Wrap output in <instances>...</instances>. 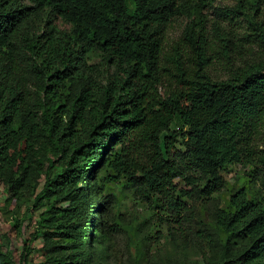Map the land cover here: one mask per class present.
<instances>
[{
  "label": "trees",
  "instance_id": "trees-1",
  "mask_svg": "<svg viewBox=\"0 0 264 264\" xmlns=\"http://www.w3.org/2000/svg\"><path fill=\"white\" fill-rule=\"evenodd\" d=\"M207 5L0 0V185L6 200L29 196L33 207L45 206L18 264L29 263L37 239L36 264H92V215L106 202L93 205L91 194L102 179L123 178L184 211L180 197L224 187L226 166L264 169V33L249 39L260 51L241 58L242 44L225 36L231 32L218 21L208 27ZM230 11L232 21L243 6ZM181 16L190 20L169 44ZM91 52L109 67L104 83L87 63ZM216 60L224 77L210 73ZM103 166L107 178H93L88 189ZM227 199V209L213 212L225 235L215 264H264V179L258 194L240 187ZM2 235L0 264H16Z\"/></svg>",
  "mask_w": 264,
  "mask_h": 264
},
{
  "label": "rangeland",
  "instance_id": "rangeland-1",
  "mask_svg": "<svg viewBox=\"0 0 264 264\" xmlns=\"http://www.w3.org/2000/svg\"><path fill=\"white\" fill-rule=\"evenodd\" d=\"M207 1L208 5L203 12L209 28L213 22L218 21L223 32H231V37L227 33L225 36L233 40V43L242 44L244 48L240 51L241 58H252L254 52L260 51L259 46L249 39H256V34L264 33V0ZM24 2L27 3L28 0ZM238 4L243 6V12H236L232 21H229L226 14L231 15L230 9ZM221 11L222 16L219 14ZM189 20L186 16L175 19L167 31L169 44L182 35ZM60 25L68 27L66 24ZM233 55L239 61L237 50L233 51ZM87 63L98 68L99 82L104 83L103 79L109 67L100 53L91 52ZM210 73L218 78L225 76L226 71L221 60L212 64ZM177 126L178 124H173L172 127L177 130ZM182 140L181 137L177 138V149L182 148ZM107 173V168L103 166L87 182L88 189L92 188L93 178H107ZM222 176L225 179L224 187L210 197L199 198L194 194L180 197L188 208L184 211L174 209L162 195H142L136 184L126 183L123 178L108 181L102 179V185L96 190L95 197L91 194L93 205H99L102 199L106 202L100 217L96 208L92 215L94 228L88 243L91 263L215 264L225 235L215 226L214 210L227 209L228 196L240 187L245 188L249 194H258L260 182L264 179V169H254L241 163L231 164L225 167ZM177 182L179 187L186 188L181 180ZM5 198V192L0 185V241L5 250L7 241L2 234H7L11 240L9 247L13 250L15 263L18 264L22 241L29 240L38 214L45 206L33 207L29 196H23L17 201ZM13 224L18 225L13 227ZM40 245L38 239L34 240L28 264H36L42 259L38 250Z\"/></svg>",
  "mask_w": 264,
  "mask_h": 264
}]
</instances>
